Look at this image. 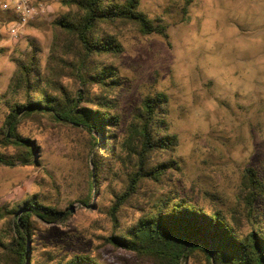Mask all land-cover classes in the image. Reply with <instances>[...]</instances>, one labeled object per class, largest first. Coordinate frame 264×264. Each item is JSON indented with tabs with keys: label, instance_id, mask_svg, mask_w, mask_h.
I'll use <instances>...</instances> for the list:
<instances>
[{
	"label": "trees",
	"instance_id": "16d2710c",
	"mask_svg": "<svg viewBox=\"0 0 264 264\" xmlns=\"http://www.w3.org/2000/svg\"><path fill=\"white\" fill-rule=\"evenodd\" d=\"M62 1L75 12L54 20L60 34L45 66L30 51L11 78L10 90L21 94L6 101L0 147L13 152L0 154V163L39 165L34 135L20 132L29 118L85 130L86 193L75 201L89 210L103 208L112 226L108 235L97 237L95 253L52 257L43 249L37 224L66 221L71 213L31 194L0 212L9 228L5 240L0 236V264H129L119 256L110 259L104 247L129 254L133 264H264V211L256 212L260 178L248 176L244 185L249 228L243 231L222 209L198 204L174 172L180 170L178 138L170 132L165 93L146 94L128 122L117 108L115 95L125 87L116 62L124 50L121 29L133 26L142 35L167 39V25L141 12L140 0ZM182 1L184 17L194 0Z\"/></svg>",
	"mask_w": 264,
	"mask_h": 264
},
{
	"label": "rangeland",
	"instance_id": "374dc122",
	"mask_svg": "<svg viewBox=\"0 0 264 264\" xmlns=\"http://www.w3.org/2000/svg\"><path fill=\"white\" fill-rule=\"evenodd\" d=\"M4 2L0 0V124L8 110L6 101L20 99L21 93L17 95L9 88L19 62L33 51L38 64L44 67L55 36L60 34L54 20L75 12L74 6L62 0L50 1L45 15L24 24L16 35H11L14 16L10 10L3 9ZM246 2L262 4L264 0ZM182 3V0H140L141 12L149 18H161L167 25V39L156 33L142 35L133 26L121 29L118 38L124 50L116 62L125 87L115 95L117 108L128 122V114L146 94L165 93L170 132L178 138L175 158L180 170L174 172L184 180L186 189L191 187L198 204L207 210L222 209L229 221L244 231L249 228L243 202L248 176L253 178L256 174L262 182L256 212L264 211V80L260 79L264 77V57L260 56V45L256 43L241 46L248 38L249 28L228 17L225 24L236 27V33L228 40L236 41V46L225 52L228 45L224 42H219L214 49L202 43L206 37L204 20L209 12L215 11L209 5H219L223 0H194L184 17ZM209 55L216 59L207 61ZM104 62L115 63L109 58ZM177 63L191 67V83L187 88L175 81ZM220 80L228 84L251 80L256 92L247 98V103L241 104L236 102L240 99L239 93L233 101L229 90L218 83ZM205 95L218 97L219 106L202 118L193 113V107ZM177 116L182 123H175ZM20 132L23 136L34 135L38 148L35 147L33 158L39 165L0 163V212L37 193L43 202L57 203L71 213L66 221L37 224L39 239L46 244L43 249L55 258L79 250L95 253L97 237L108 235L112 224L103 208L89 210L90 205L84 207L75 201L86 193L87 132L53 124L47 118L27 119L21 124ZM186 145L190 147L185 152ZM12 152V148L0 147V154ZM94 199L95 196L90 203ZM8 233L6 219L0 218L1 238L5 240ZM104 252L110 259L119 256L133 264V257L123 251L104 247ZM43 257L46 261L50 259L47 254Z\"/></svg>",
	"mask_w": 264,
	"mask_h": 264
},
{
	"label": "clouds",
	"instance_id": "9594fccd",
	"mask_svg": "<svg viewBox=\"0 0 264 264\" xmlns=\"http://www.w3.org/2000/svg\"><path fill=\"white\" fill-rule=\"evenodd\" d=\"M210 8H215V11L209 12L204 20L206 37L202 43L208 49H214L218 46L219 42H224L228 45L225 49L227 52L232 47L236 46V41H229L228 37L233 36L236 33L235 25H226L225 17L239 20L242 24H245L249 28L248 38L243 42L241 46L246 47L249 44L256 43L260 45L259 54L264 57V3L251 4L246 0H223V3L216 5L210 4ZM201 15V13H197ZM217 27L213 28V25ZM215 56H207V61H214ZM175 81L178 85L187 86L191 83V67L188 64L177 63L174 66ZM209 76L214 77V73H208ZM264 80V77L260 78ZM218 83L229 90L232 96V100L236 101V93H239L240 99L236 102L244 104L247 103V98L254 96L256 92V86L251 80H236L231 84L226 83L223 80ZM191 101V97L188 98ZM218 97L205 95L199 105L193 107V113L199 117H205L210 114L215 108L219 106ZM179 103H183L182 101ZM179 103L177 107H179ZM176 124L182 123L179 116L175 120ZM190 145H186L184 151L186 152Z\"/></svg>",
	"mask_w": 264,
	"mask_h": 264
},
{
	"label": "built area",
	"instance_id": "2783aa9c",
	"mask_svg": "<svg viewBox=\"0 0 264 264\" xmlns=\"http://www.w3.org/2000/svg\"><path fill=\"white\" fill-rule=\"evenodd\" d=\"M50 1L54 0H6L2 7L5 10H10L14 16L10 26L11 35H16V31L24 24L45 15Z\"/></svg>",
	"mask_w": 264,
	"mask_h": 264
}]
</instances>
